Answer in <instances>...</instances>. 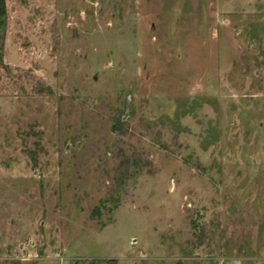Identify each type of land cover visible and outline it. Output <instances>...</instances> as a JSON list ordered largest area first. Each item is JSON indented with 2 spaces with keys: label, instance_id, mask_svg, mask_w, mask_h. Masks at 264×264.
<instances>
[{
  "label": "rangeland",
  "instance_id": "obj_1",
  "mask_svg": "<svg viewBox=\"0 0 264 264\" xmlns=\"http://www.w3.org/2000/svg\"><path fill=\"white\" fill-rule=\"evenodd\" d=\"M0 264H264V0H4Z\"/></svg>",
  "mask_w": 264,
  "mask_h": 264
},
{
  "label": "trees",
  "instance_id": "obj_2",
  "mask_svg": "<svg viewBox=\"0 0 264 264\" xmlns=\"http://www.w3.org/2000/svg\"><path fill=\"white\" fill-rule=\"evenodd\" d=\"M6 24V9H5V1L0 0V56L3 49L4 43V29ZM91 264H116L114 260L108 262H92Z\"/></svg>",
  "mask_w": 264,
  "mask_h": 264
}]
</instances>
